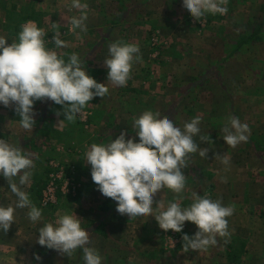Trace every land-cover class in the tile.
<instances>
[{
	"label": "rangeland",
	"instance_id": "374dc122",
	"mask_svg": "<svg viewBox=\"0 0 264 264\" xmlns=\"http://www.w3.org/2000/svg\"><path fill=\"white\" fill-rule=\"evenodd\" d=\"M82 1L89 6L87 30L73 33L67 21L81 12L71 8L72 0H0V35L9 44L18 38L20 26L31 20L45 30V46L55 49L56 29L51 25L59 23L61 39L68 44L56 49L61 58L67 63L73 53L78 54L88 74L109 87V93L91 100L75 122L58 124L65 119L56 115L63 112L62 105L35 102L33 129L38 135H32L36 140L29 143H38L41 159L34 161L35 150L23 151L31 153L34 164L39 162L28 194L43 218L36 223L24 215L16 218L11 228L18 225L20 230L0 239V264H21L15 260L22 257L23 264H82L75 262L83 261L82 249L69 258L36 242L39 228L65 213L80 217L82 228L89 232V246L99 252L102 264L197 261L190 255L197 251L182 252V236L191 237L198 230L194 223L185 222L183 232L177 233L162 230L154 216L120 215L117 202L97 190L91 165L86 164L85 153L92 143L107 144L124 131L127 138L134 137V118L145 111L159 112L161 118L166 115L181 129L201 118L200 133L193 137L199 148L189 154L188 166L182 169L185 189L180 194L162 189L154 197L153 215L160 199L162 210L169 202L188 207L193 192L218 200L234 209L226 218L230 235L217 237V244L209 246L210 261L202 264H264V39L257 38V33L264 35V21L258 20L264 19V0H228L227 14L206 13L200 21L183 7V0ZM116 41L140 48L126 86L108 82L104 60ZM229 116L238 117L250 129L247 142L235 148L223 140ZM23 133L22 137H29V132ZM204 148L207 158L199 155ZM217 154L226 155L229 163L216 159ZM51 161L73 171L79 190L75 197L61 195L56 206L44 207L40 198ZM50 250L53 257L48 258ZM33 253L41 259L31 258Z\"/></svg>",
	"mask_w": 264,
	"mask_h": 264
},
{
	"label": "clouds",
	"instance_id": "9594fccd",
	"mask_svg": "<svg viewBox=\"0 0 264 264\" xmlns=\"http://www.w3.org/2000/svg\"><path fill=\"white\" fill-rule=\"evenodd\" d=\"M228 0H183V7L191 16L200 21L206 13L227 14ZM87 3L72 0L71 8L80 10L79 17L73 16L67 25L73 33L76 29L87 30ZM18 38L10 44L0 35V104L4 107L15 106L20 117L19 124L24 130L31 131L36 124L34 104L37 101L51 100L63 106V112L57 111V117L75 122L78 114L95 97L104 98L109 87L97 82L82 67L78 54L73 53L69 62H65L62 53L56 49L65 48L67 42L61 39L59 23L51 27L56 29L53 41L55 49L45 46V30L36 22L22 24ZM52 41V42H53ZM109 57L104 60L108 70V82L116 86H126L130 79L133 61L139 60L138 45L113 42L109 45ZM201 118L186 122L183 129L166 115L161 118L159 112L145 111L134 118L135 136L127 138V131L121 132L116 139L107 144L92 143L85 153L86 164L91 165L93 182L105 197L117 202L116 211L120 215L133 218L154 216L159 227L164 230L183 232L185 222L194 223L198 230L193 236H182V252L207 250L217 244V237H227L228 220L234 213L231 206H223L208 196L192 193V203L182 207L179 202H169L166 210L162 199L155 208L154 197L167 188L180 194L185 189L186 178L182 171L188 166L189 154L196 153L199 145L193 137L200 133ZM223 140L231 148L241 142H247L250 132L247 123H241L235 116H229L223 128ZM139 137V142H136ZM207 142V137L201 136ZM208 149L199 151L207 158ZM225 165L229 163L226 155H216ZM35 165L31 153H24L22 147L0 139V174L7 180L9 189L15 195V207L0 206V230L7 233L15 222L17 208L28 209L27 218L36 223L42 220V210L35 206L29 194L22 190L31 184ZM18 180V183H17ZM177 196V201L179 200ZM36 241L41 246L54 249L61 255L71 257L77 249H82L84 264H102L99 252L91 244L89 232L82 228L81 219L76 214H58L54 222L44 223L39 228ZM36 260L41 257L37 254ZM24 258H21L23 264Z\"/></svg>",
	"mask_w": 264,
	"mask_h": 264
},
{
	"label": "crops",
	"instance_id": "0c3cea01",
	"mask_svg": "<svg viewBox=\"0 0 264 264\" xmlns=\"http://www.w3.org/2000/svg\"><path fill=\"white\" fill-rule=\"evenodd\" d=\"M81 2L83 3L84 1L81 0ZM14 109H15L14 105L12 107H4L2 104H0V139H5L9 143L20 146V147H22L23 150H26V152L28 150L31 152L33 150H35L36 152L34 153L35 154L34 161L38 160V158L41 159V154L39 153V151L41 152V149L37 148L38 143H33V144L29 143L35 139L34 137H36V135H38V132L35 129H32L31 131H27V130L22 129L20 127V124H19L20 117L17 115V113L15 112ZM35 119H36V117H35ZM35 125H37V119H36ZM23 131H24V133L29 132L28 138H27V134L25 135L26 138L22 137ZM32 135L34 137H32ZM23 142H24V144H23ZM36 142H38V141H36ZM45 145L46 144H41L42 147ZM49 148H51V147H49ZM34 165L37 168V165H39V162L35 163ZM34 171H35V169H34ZM17 183H18V180H17ZM22 190H24L28 193L29 187L24 186ZM15 201H16V197L14 194L11 193L7 180L2 176V174H0V206L7 207L11 204L13 207H15ZM27 212H28L27 208H25V209L17 208L15 213H14L15 220H16V218L23 217V215L25 217H27ZM18 230H20V227L18 225H16V228H14V229L10 228L7 233L0 230V239L3 238L1 240H4V239L6 240L7 235H5V234H8L12 231H18ZM8 235H11V234H8ZM29 247H30V249L33 250L31 245ZM208 249H209V247L207 248V251L198 250L197 252H195V254H192L193 252H191L190 255L192 256L193 259L198 257L196 262L193 261V264H199V263L202 264L205 261L209 262L210 261L209 256H211V255H210V249L209 250ZM53 252H54L53 250H50V252L48 254V258L53 255ZM32 255L33 256H31V258H34L36 256L35 253H33ZM200 258L201 259L205 258V259L201 260ZM15 262L20 263L21 261L15 260ZM75 262H79V263L81 262L82 264H84V261H80L78 258L75 259Z\"/></svg>",
	"mask_w": 264,
	"mask_h": 264
},
{
	"label": "built area",
	"instance_id": "2783aa9c",
	"mask_svg": "<svg viewBox=\"0 0 264 264\" xmlns=\"http://www.w3.org/2000/svg\"><path fill=\"white\" fill-rule=\"evenodd\" d=\"M52 168L46 178V185L43 189L40 203L44 207L56 206L61 195L77 196L78 183L73 171L68 172L59 161H51Z\"/></svg>",
	"mask_w": 264,
	"mask_h": 264
},
{
	"label": "trees",
	"instance_id": "16d2710c",
	"mask_svg": "<svg viewBox=\"0 0 264 264\" xmlns=\"http://www.w3.org/2000/svg\"><path fill=\"white\" fill-rule=\"evenodd\" d=\"M258 20H259V22H261V23L264 21L263 17H262V19H259V18H258ZM255 34H256V33H253V36H255ZM257 35H258V36H257L258 39H264V35H260V33H257ZM249 37H250V36H249ZM50 112H51V111H50ZM229 259H230V258H229Z\"/></svg>",
	"mask_w": 264,
	"mask_h": 264
}]
</instances>
